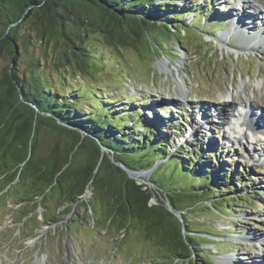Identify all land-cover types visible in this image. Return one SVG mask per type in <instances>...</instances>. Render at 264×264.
Here are the masks:
<instances>
[{"label":"rangeland","instance_id":"374dc122","mask_svg":"<svg viewBox=\"0 0 264 264\" xmlns=\"http://www.w3.org/2000/svg\"><path fill=\"white\" fill-rule=\"evenodd\" d=\"M173 1L181 3V7L175 12L184 15V26H180L185 29L181 31L184 36L179 39L185 48L178 45L177 39L167 42L162 34L165 31L153 30L152 35L144 37L142 44L124 49L102 46L97 43L100 35L93 32L84 40V45L100 48L96 51V58L90 60L83 71L79 68L67 71L65 67H57L53 53L48 50L45 55L43 47L36 44L35 52L40 58V69L46 72L54 87L59 88L63 84L66 85L64 89L69 91L78 85L96 94L102 92L103 98L112 99V106L124 116L128 115L134 119L136 125L141 124L143 117L133 113L132 103L137 104L138 108H144L145 113L151 116L163 117L160 110L166 115L177 110L180 116L185 118V132L183 135L179 134L180 136H176L178 132L176 135L169 132L171 136L175 135L172 144L174 148L191 141L198 144L202 151H205L203 146L207 148L208 155L212 153L211 150L219 154V165L225 162L228 166L234 163L242 166L243 168L234 170V175L241 174L242 177L236 185L238 184L239 188L242 185L244 190L232 195L236 202H232L233 210L230 213L223 214L210 210L209 207H200L188 214L187 220L193 225L192 230L219 235L195 233L209 237L208 242H200L203 240L197 239L201 244L200 252L206 255L209 264H264V145L262 142L253 145L245 139L235 138L228 121L225 125L218 124L220 120L216 117L218 113H224V121L226 116L234 117L243 109L245 103L255 105L249 108V114L253 109L264 108L263 86L260 90L258 85L259 81L264 79V25L260 35L261 28L248 30L242 25L243 20L225 15L229 10L228 6L234 7L230 0L229 5H226V0H213L214 3L207 0L205 6H202L203 0ZM246 1L253 7L258 2L264 4V0ZM251 9L254 10V17L260 16V13L258 15L256 12L257 7ZM230 13L233 14V11ZM258 23L254 26L258 27ZM233 25H236L237 32L235 29L232 31ZM254 31L258 33L251 34ZM181 32L175 30L178 36ZM84 35L85 31H82L81 36ZM149 38L152 39V44L149 43ZM158 42L165 48L162 45L154 46ZM257 42L260 44L258 48L246 47ZM101 51L104 54H99ZM27 62L25 57L20 60L21 71L26 72ZM7 63L8 61L0 64V69L6 67ZM73 63L78 65L81 61L74 57ZM158 64H164L165 70L159 69ZM180 77L187 84L185 96H182L177 84ZM229 90L232 91L230 104L226 107L220 97ZM91 100L83 98V102L94 106L96 102ZM146 100L148 102H145ZM259 119L262 120L261 117ZM178 122L177 120L175 123L181 126ZM191 127H195V131H191ZM139 131H142L141 127ZM47 136V130L39 134L37 161L42 157L44 159L52 149L53 144ZM206 154H201V157ZM77 161L79 162V157L76 156V165ZM208 161L217 164L210 157ZM199 163L200 161H197V164ZM166 168L167 166L158 173L164 189L185 191L186 186L176 177L165 174ZM168 170L171 172L172 167ZM149 175L150 173H146L144 176L148 182ZM9 178L10 176L0 179L2 264H38L41 259L44 264L170 263L171 253L168 246L162 245L158 238L147 234L138 218L133 219L127 231H122L119 228V218H116L115 225L108 223L110 210L102 197L99 196L93 199L92 204L86 205L94 194L93 189L89 197L84 195L76 203L74 212L67 214L68 209L61 206L65 200H60L59 189L47 194L43 199V206L38 209L36 204L28 202L34 199V193L26 191H34L32 182L25 177L16 186L5 189ZM229 187L230 185L222 186L223 193H226ZM154 189L159 191L157 196H167L164 191L156 187ZM256 191L263 194L262 198L253 196ZM243 195H252L248 204L236 198L240 196L244 199ZM188 205L189 199L179 197V209ZM224 205L226 203H217L218 208ZM35 208L37 210L34 214L24 218L25 213ZM92 208L96 211L95 215L92 214ZM184 233L186 234L185 230ZM200 252L193 250V264H206L205 260L198 256Z\"/></svg>","mask_w":264,"mask_h":264},{"label":"trees","instance_id":"16d2710c","mask_svg":"<svg viewBox=\"0 0 264 264\" xmlns=\"http://www.w3.org/2000/svg\"><path fill=\"white\" fill-rule=\"evenodd\" d=\"M179 7L181 3L173 0H0V64L8 61L0 69V179L10 176L5 189L16 186L25 177L30 180L34 191H26L33 192L34 199L28 202L36 204L38 209L47 194L59 189L60 200H65L61 206L68 209L67 214L74 212L76 203L91 188L94 194L86 205L102 197L109 206V224L115 225L119 218V228L127 231L133 219L138 218L147 234L168 246L169 264H193V250L200 252L201 246L197 239L209 240L195 233L219 235L192 230L188 214L200 207L230 213L235 200L232 195L244 190L242 185L240 188L236 185L242 176L234 175V170L243 167L238 163L219 165V154L211 150L208 155L207 148L203 146L205 151H202L191 141L174 148L176 133L180 136L185 132L183 124L177 125L174 118L147 115L144 108L132 103L133 113L143 117L141 124L136 125L134 119L112 106V99L103 98L102 92L96 94L78 85L69 91L63 84L59 88L52 86L46 72L40 69V58L35 52V45L40 44L45 55L48 50L54 54L57 67L83 71L100 48L84 45L93 32L100 35L97 43L102 46L124 49L142 44L153 30L165 31L162 34L167 42L177 39L182 47L179 38L184 36L181 31L185 29L180 26H184L185 20L183 14L175 12ZM175 30H180L179 36ZM149 40L152 44V39ZM160 43L154 46H163ZM23 57L28 60L26 72L19 67ZM74 57L81 63L75 65ZM83 98L96 104L91 106ZM43 130L48 131L47 139H51L53 146L44 159L37 161L39 134ZM101 146L132 171L150 173L149 182L165 192L174 211L181 213L183 222L162 204L151 205L154 193L128 179L108 155L102 154ZM209 157L217 164L209 162ZM165 166V174L176 177L186 186L185 191L164 189L158 173ZM227 185L230 187L226 194L221 187ZM253 194L263 196L258 191ZM179 197L189 199L190 205L179 209ZM242 197L236 198L245 204L252 199V195ZM217 203L226 205L218 208ZM37 208L28 209L24 218L34 214ZM92 214H96L94 208ZM198 256L209 264L204 253Z\"/></svg>","mask_w":264,"mask_h":264},{"label":"bare ground","instance_id":"6f19581e","mask_svg":"<svg viewBox=\"0 0 264 264\" xmlns=\"http://www.w3.org/2000/svg\"><path fill=\"white\" fill-rule=\"evenodd\" d=\"M246 7H252L253 9H254V7H253V5H251L250 3L249 4H247L246 5ZM258 15H259V13H258ZM261 15V14H260ZM259 18V16H257V17H254V15L252 16V20L253 21H256L257 19ZM255 23L256 22H254L253 23V27L254 28H258V29H260L262 26H260V24L258 25V27H255L254 25H255ZM263 25H264V23H262ZM234 27L232 28V31L235 29V26L236 25H233ZM260 26V27H259ZM263 28V27H262ZM262 28L260 29V35L262 34V32H261V30H262ZM236 30V29H235ZM256 30V29H255ZM251 31H253V30H251ZM231 32V31H230ZM236 32H237V30H236ZM257 31H254V32H251V34L252 33H255L254 35H256L257 33H256ZM254 40V38H252V41ZM221 41V40H220ZM249 41H250V38H249V40H248V43L247 44H249ZM259 41V40H258ZM259 43L257 42L256 44L255 43H252V44H250V45H247L246 47H252V48H258L259 47ZM242 49V48H241ZM227 52V51H226ZM164 65V64H163ZM163 65H161V64H158L157 65V67L159 68V69H161V70H165L164 69V66ZM177 84H178V87H179V89L181 90V92H182V96H185L186 95V93H187V84H186V81L183 79V78H179V81L177 80ZM259 89L260 90H262V86H263V90H264V79H262L261 81H259ZM257 85V86H258ZM261 87V88H260ZM231 92L232 91H228L226 94H224V95H222L220 98L223 100L222 102L224 103V105L226 106V107H228L229 106V100H230V98H231ZM223 94V93H222ZM253 101H255V100H253ZM263 102H264V100H263ZM243 109L245 110V112H246V115H241L239 118H234L233 116V118L234 119H236V120H243L244 121V123H245V125L247 126V128L249 129V131H251L252 132V134H253V138L252 139H249L248 138V135H247V133L245 134V136H244V138L243 139H245V140H247L248 141V143H250L251 142V144H253V145H255V144H257L258 142H260L261 140H257V138H256V135H255V131L259 128V126H264V108H262V107H259L260 109H258V110H256V109H253V111H252V113L251 114H249V112H250V110H249V108H251V107H253V106H255V105H252V103H245V104H243ZM247 106H249L248 108H247ZM254 113H256L257 115H254ZM222 114V113H221ZM222 115H224V113L222 114ZM228 116H226L225 117V119L227 118ZM231 117V118H232ZM262 118V120H260L259 118ZM181 119V118H180ZM201 119V118H200ZM233 119V120H234ZM182 120H185V118H182ZM227 120V119H226ZM225 120V121H226ZM179 123V122H178ZM182 124H183V122H182ZM222 125H225V123H221ZM262 124V125H261ZM192 125V124H191ZM193 126V125H192ZM194 128L195 127H191L190 129H191V131H195L194 130ZM196 129V128H195ZM251 140H253V142L251 141ZM38 264H44V261H43V259H41V260H39L38 261Z\"/></svg>","mask_w":264,"mask_h":264},{"label":"water","instance_id":"95a60500","mask_svg":"<svg viewBox=\"0 0 264 264\" xmlns=\"http://www.w3.org/2000/svg\"><path fill=\"white\" fill-rule=\"evenodd\" d=\"M101 150H102V154L103 155H108V157H109V159H110V161H111V163L113 165H115L117 168H119V169H121L122 171L125 172V174L127 175L128 179L136 182L138 185L144 186L145 189H149V191L154 193V197L152 198V200L150 202L151 205L162 204L167 209L168 212L173 214L180 222H183L181 213L174 211L173 207L171 206V204L169 203V201H168V199L166 197L163 198L161 195L157 196V193L159 191H156L154 189V187H152V184L144 179V176L146 175V173L132 171L127 166H125L123 163L117 162L115 160L114 156L111 154V152L108 149H106L105 147L101 146ZM91 192H92V189L91 188H87V190L85 192V196L89 197Z\"/></svg>","mask_w":264,"mask_h":264},{"label":"clouds","instance_id":"9594fccd","mask_svg":"<svg viewBox=\"0 0 264 264\" xmlns=\"http://www.w3.org/2000/svg\"><path fill=\"white\" fill-rule=\"evenodd\" d=\"M239 111L243 112L244 110L240 109ZM229 127L233 129V133L235 135V138L237 139L242 140L246 133L249 139L253 138L252 132L249 131V129L247 128L243 120L234 119L231 121V124L229 125Z\"/></svg>","mask_w":264,"mask_h":264}]
</instances>
